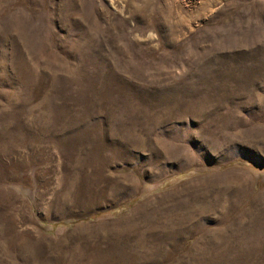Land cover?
<instances>
[{"label": "rangeland", "instance_id": "1", "mask_svg": "<svg viewBox=\"0 0 264 264\" xmlns=\"http://www.w3.org/2000/svg\"><path fill=\"white\" fill-rule=\"evenodd\" d=\"M0 264H264V0H0Z\"/></svg>", "mask_w": 264, "mask_h": 264}]
</instances>
